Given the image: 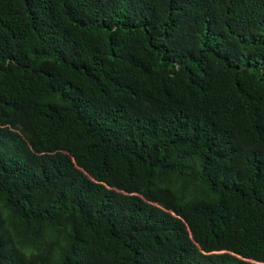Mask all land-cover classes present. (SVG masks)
Here are the masks:
<instances>
[{
	"label": "trees",
	"instance_id": "16d2710c",
	"mask_svg": "<svg viewBox=\"0 0 264 264\" xmlns=\"http://www.w3.org/2000/svg\"><path fill=\"white\" fill-rule=\"evenodd\" d=\"M0 264H264V0H0Z\"/></svg>",
	"mask_w": 264,
	"mask_h": 264
}]
</instances>
